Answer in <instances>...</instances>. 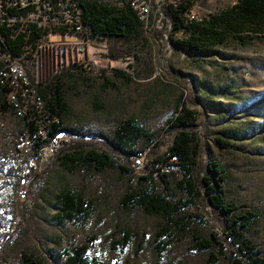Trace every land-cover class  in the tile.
Instances as JSON below:
<instances>
[{
  "label": "rangeland",
  "instance_id": "374dc122",
  "mask_svg": "<svg viewBox=\"0 0 264 264\" xmlns=\"http://www.w3.org/2000/svg\"><path fill=\"white\" fill-rule=\"evenodd\" d=\"M97 1L116 7L123 3V0ZM128 1L136 14L141 1L147 7L146 15L139 18L138 33L125 38L91 37L85 42L84 53L74 55L70 49L63 64L40 66L37 70L35 64L26 63L27 71L37 81L40 75L51 74L61 65L81 62L83 67L70 68L60 74L66 101L61 113L63 124L107 135L114 118L131 117L140 126L157 132L155 151H146L148 159L157 155L164 158L165 146L171 137L166 119L180 105L192 108L201 140L196 160L201 164L215 160L226 166L228 179L222 191L241 208L255 211L249 233L264 248V29L241 28L224 34L221 40L214 37L205 43L201 53L189 55L173 48L168 40L170 26L161 11L164 0ZM235 1L194 0L189 18L191 15L198 19L205 17ZM47 37L49 40L76 39L69 31H63L62 38L58 31L49 32ZM74 46L75 43L70 47ZM109 47L112 52L121 49L123 54L110 59L106 55ZM31 52L30 58L36 54ZM0 95L4 93L0 91ZM20 128L21 122L10 108H0V153L11 154L13 134ZM220 130H225L229 136H223ZM60 134L64 137L62 144L68 147L77 142L83 148L108 150L101 136ZM215 137L226 138L230 146L218 147ZM115 155L117 162L130 171L105 167L99 172L86 168L74 172L58 163L55 155L39 167L33 159L24 162L21 169L24 179L19 183L29 178V183L31 180L35 185L28 184L24 199L17 198L14 192V220L21 221L23 212L25 215L32 212L50 222L56 209V194L72 185L91 198L93 209L86 218L64 222L63 227L74 243L81 242L91 228L98 241L90 254L103 264H206L207 252L194 251L192 236L208 238L210 232L216 237L210 239L208 251L212 252L213 259L207 263L232 264L231 259L241 256L237 244L223 235L221 215L208 204L202 188L198 193L194 191L193 197L182 188L176 190L174 197L180 207L176 214L181 216L183 226L172 228L174 241L165 251L155 250L153 237L157 217L139 207L124 208L118 203L123 192L149 185L143 177L149 170L145 166L142 170L133 169V157L125 161ZM173 160H165L170 163L168 172L179 179L181 173ZM71 163L72 160L67 161V165ZM33 169L40 172L37 178ZM1 191L4 207L9 203V189ZM21 223L24 226L23 221ZM130 226L135 227L136 238L128 249L111 248L108 242L117 237L118 230ZM18 227L15 223L14 231ZM56 234L59 244H65L63 235L58 231ZM10 256L7 253L0 264H12ZM60 260L57 255L50 264H60Z\"/></svg>",
  "mask_w": 264,
  "mask_h": 264
},
{
  "label": "trees",
  "instance_id": "16d2710c",
  "mask_svg": "<svg viewBox=\"0 0 264 264\" xmlns=\"http://www.w3.org/2000/svg\"><path fill=\"white\" fill-rule=\"evenodd\" d=\"M193 1L164 0L161 7L166 23L168 22L167 25L170 26L169 42L173 48L186 54H199L208 40L214 37L221 40L224 34L235 33L241 28L264 29V0H236L227 7L199 19L193 15L189 18ZM78 3L81 8V21L89 30L86 34L88 38H125L139 32V17L128 0H123V3L117 7L97 0H78ZM27 27L31 28V34L21 29L15 31L17 24L12 26L0 24V34L11 54L20 55L24 50L33 48L35 39L40 34V28L30 23ZM111 48H108L106 54L110 59L123 54L121 49L118 52H112ZM80 67H83L81 62L72 61L70 64L61 65L51 74H44L38 82H34V85L37 94L44 101L46 110L38 113L31 110L34 116L31 120H27L26 116L19 118L15 116L20 120L21 128L13 134V150L11 154L0 153V260L10 253L12 264H50L57 255L61 259L60 264H103L97 256L90 254L98 241L91 228L81 242L74 243L69 240L67 231L63 227L64 222L86 218L93 209L91 198L75 186L69 185L56 194V209L50 222L42 219L40 214L32 212L28 215L23 212L21 221L24 226H21V221L14 220L13 194L16 192L19 180L24 179L21 172L22 166L29 159L37 158L40 150L47 145L51 137L63 132L69 136L85 133L103 138V143L108 150L83 148L77 142L69 147L61 144L56 148L48 160L55 155L58 163L74 172L80 168L99 172L105 167L128 172L130 168L118 163L115 154L128 161L134 156L145 153L148 149L151 152L155 151L157 132L140 126L131 117L114 118L107 135L92 132L88 128H73L63 124L61 113L66 106V101L60 74L68 72L70 68ZM30 78L33 79L31 76ZM0 91L4 93L0 95V108L8 107L12 111L5 90L0 88ZM37 117L49 120L45 125V133L33 140L31 147L19 160V154L14 147L15 139L24 130L32 131L36 127ZM165 125L171 137L165 146L164 158L157 155L147 159L144 164L149 173L143 177L147 178L149 185H140L138 189L123 192L118 198V203L124 208L139 207L145 213L157 217L153 237L154 248L158 252H163L174 241L172 228L183 226L181 216L176 214L180 208L174 197L176 190L182 188L185 194L193 197V192L198 193L202 188L206 192L204 197L208 204L221 215L223 235L235 242L240 249L238 255L241 256L231 259L230 262L232 264H264V248H261L259 242L249 233L250 226L256 217L255 211L241 208L242 206H238L232 199H227L222 191L228 179L226 166L215 160H207L204 164L196 160L197 152L201 148V140L196 132L195 111L188 106L180 105L166 119ZM220 132L225 137L229 136L225 130ZM214 140L218 147L230 146L226 138L215 137ZM166 158L175 159L173 163L180 170L181 178L176 179L172 172H168L169 169L157 172L156 176L152 174V171L162 164L169 166L170 163L165 162ZM68 160H72L70 165H67ZM33 171L37 178L40 172L36 169ZM200 171H203L202 174ZM33 182L30 180L29 185ZM2 188L9 189V203L4 207H2L5 200ZM189 215L193 214L186 216ZM15 223L20 227L14 231ZM57 231L63 235L65 244L60 245L55 239L58 237ZM215 237L214 232H210L208 238L192 236L194 251L207 252L206 264H212L207 263L213 259L212 252L208 251V248L211 246L210 239ZM135 238V227H121L117 237L108 244L113 249L125 251Z\"/></svg>",
  "mask_w": 264,
  "mask_h": 264
},
{
  "label": "built area",
  "instance_id": "2783aa9c",
  "mask_svg": "<svg viewBox=\"0 0 264 264\" xmlns=\"http://www.w3.org/2000/svg\"><path fill=\"white\" fill-rule=\"evenodd\" d=\"M146 11V5L141 1L137 12L139 18L146 15ZM80 13L81 8L78 0H0V24L6 26L17 24L15 31L21 29L25 30L27 34L32 33L31 28L27 27L28 23L40 28V34L36 37L33 48L24 50L20 55L10 53L5 46L3 36L0 34V88L5 90L14 116L18 118L26 116L27 120H31L34 117L30 112L31 110L37 113L46 110L44 101L35 89L34 82H38V79L35 81L30 78L26 63L35 64L38 70L40 66L46 68L49 65L63 64L64 57L70 49L74 55L80 52L84 53L85 42L89 39L86 34L89 30L82 23ZM64 30L72 32L76 39L73 41L49 40L47 37L49 32L58 31L62 38ZM73 43L75 46L70 47ZM31 50L36 52L32 58L29 57ZM68 60H70V55H68ZM42 76L44 75H40V78ZM48 121L37 117L36 127L32 131L24 130L18 134L14 147L19 154V160L31 147L33 140L45 133V125ZM62 141H64V137L60 133L51 137L47 145L40 150L39 156L33 160L35 165L39 167L46 162L56 148L62 144ZM147 159L146 152L134 156L133 161H131L132 168L144 169ZM162 170L167 171L168 165H160L152 171V174L156 176L157 172ZM28 184L29 178L18 184L17 198H25Z\"/></svg>",
  "mask_w": 264,
  "mask_h": 264
}]
</instances>
